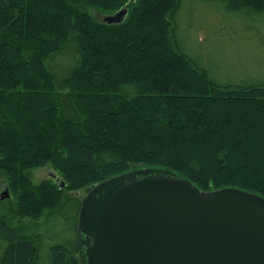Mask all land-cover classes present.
Instances as JSON below:
<instances>
[{"label": "trees", "instance_id": "16d2710c", "mask_svg": "<svg viewBox=\"0 0 264 264\" xmlns=\"http://www.w3.org/2000/svg\"><path fill=\"white\" fill-rule=\"evenodd\" d=\"M188 3L264 24V0H0V156L11 189L35 168L62 172L59 185L23 194L15 215L0 203V264H79L83 198L64 191L85 196L156 169L201 192L229 184L219 177L243 154L245 133L255 132L247 152H264V83H220L185 53ZM91 8L126 9V22L100 24ZM254 172L258 187L232 185L264 199V161Z\"/></svg>", "mask_w": 264, "mask_h": 264}, {"label": "water", "instance_id": "95a60500", "mask_svg": "<svg viewBox=\"0 0 264 264\" xmlns=\"http://www.w3.org/2000/svg\"><path fill=\"white\" fill-rule=\"evenodd\" d=\"M77 233L79 264H264V199L201 193L172 172L139 169L90 188Z\"/></svg>", "mask_w": 264, "mask_h": 264}, {"label": "rangeland", "instance_id": "374dc122", "mask_svg": "<svg viewBox=\"0 0 264 264\" xmlns=\"http://www.w3.org/2000/svg\"><path fill=\"white\" fill-rule=\"evenodd\" d=\"M188 4L185 5L183 15L178 22L179 39L185 53L220 83H264V24H249L248 21H243L238 17L234 18L235 16L229 14L224 8L220 10L210 4L195 6L191 3ZM120 11L109 13L102 8H91L89 13L96 22L114 26L126 22L127 17L118 24L109 23L106 19ZM245 135L249 139L244 141L246 147L243 149V154H240V157H235L236 162L233 168L229 169L230 172L222 173L219 177L220 180H223L220 183L225 181L229 184L212 188L213 184L208 182L205 190L200 189L202 193L221 190L219 187L239 189L232 185L235 182L240 185L245 184L244 186H251L253 183L252 186L258 187L256 185L261 178H257V174L255 172L253 174V171L264 161V152L257 150L252 155L249 153L251 151L247 152L253 144L252 137L255 136V132H247ZM2 141L8 145L7 151L11 152L12 145ZM246 153L252 159H247ZM3 158L0 156V196H7V198L0 203L2 213L7 216L12 213L17 214L19 199L23 194L24 198L31 195L37 197L41 189L57 186L62 180L61 170L54 164H48L31 170V182L24 185L18 183L15 189L16 193H14L9 181L11 174L6 172V167L2 163ZM63 187L61 186V188ZM75 195L84 198V190L64 191L63 198ZM43 225L45 229L49 227L46 222H43Z\"/></svg>", "mask_w": 264, "mask_h": 264}]
</instances>
